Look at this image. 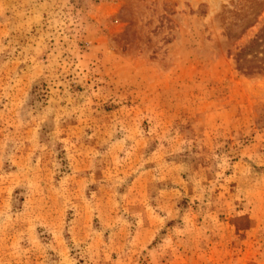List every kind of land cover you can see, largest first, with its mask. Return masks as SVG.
I'll return each instance as SVG.
<instances>
[{"label":"rangeland","instance_id":"obj_1","mask_svg":"<svg viewBox=\"0 0 264 264\" xmlns=\"http://www.w3.org/2000/svg\"><path fill=\"white\" fill-rule=\"evenodd\" d=\"M264 0H0V264H264Z\"/></svg>","mask_w":264,"mask_h":264},{"label":"trees","instance_id":"obj_2","mask_svg":"<svg viewBox=\"0 0 264 264\" xmlns=\"http://www.w3.org/2000/svg\"><path fill=\"white\" fill-rule=\"evenodd\" d=\"M238 72L245 76L264 73V26L254 39L233 55Z\"/></svg>","mask_w":264,"mask_h":264}]
</instances>
